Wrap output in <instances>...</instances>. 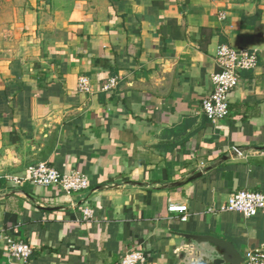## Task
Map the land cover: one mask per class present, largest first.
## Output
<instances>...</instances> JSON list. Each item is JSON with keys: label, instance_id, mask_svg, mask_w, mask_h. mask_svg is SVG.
I'll return each mask as SVG.
<instances>
[{"label": "crops", "instance_id": "1", "mask_svg": "<svg viewBox=\"0 0 264 264\" xmlns=\"http://www.w3.org/2000/svg\"><path fill=\"white\" fill-rule=\"evenodd\" d=\"M6 20L0 264H121L131 250L144 264H182L177 233L225 239L243 258L264 246V212L219 210L238 190L264 193V0H14ZM220 45L258 63L213 124L201 103ZM41 162L89 187L67 195L14 180ZM8 238L32 247L27 262L8 255Z\"/></svg>", "mask_w": 264, "mask_h": 264}, {"label": "built area", "instance_id": "2", "mask_svg": "<svg viewBox=\"0 0 264 264\" xmlns=\"http://www.w3.org/2000/svg\"><path fill=\"white\" fill-rule=\"evenodd\" d=\"M215 61L217 71L211 75L213 89L201 103L205 117L213 124L228 116L229 93L239 84L242 72L250 71L257 66L258 57L245 48L220 45L216 52ZM115 85L116 80L110 79L105 89L109 90ZM77 89L83 93L90 91L86 78L79 79ZM231 150L236 156H244L243 151L237 147H233ZM14 180L20 185L30 182L40 187H54L67 195L84 191L89 187V179L85 174L79 171L60 173L44 162L29 166L23 178ZM167 210L170 213L182 214L181 221L187 220L185 214L187 207L185 205L170 204ZM219 210L236 212L244 218L254 217L257 213L264 212V193L246 189L238 190L229 195ZM209 211L211 212L212 209ZM81 212L84 219L92 216V211L88 207L82 209ZM6 251L9 256L21 262H27L33 253L29 244L15 238L6 240ZM145 261L146 256L143 251L131 250L125 253L121 264H144ZM243 264H264V246L246 251Z\"/></svg>", "mask_w": 264, "mask_h": 264}, {"label": "water", "instance_id": "3", "mask_svg": "<svg viewBox=\"0 0 264 264\" xmlns=\"http://www.w3.org/2000/svg\"><path fill=\"white\" fill-rule=\"evenodd\" d=\"M200 176V174H197ZM196 177H190L193 180ZM179 183H173L177 186ZM177 240H180L184 249L179 257L182 264H198L200 259L210 255L213 259H207L208 264H243L244 258L237 251L234 245L225 239L215 237L213 235H198L192 233H177ZM201 263V262H200Z\"/></svg>", "mask_w": 264, "mask_h": 264}, {"label": "rangeland", "instance_id": "4", "mask_svg": "<svg viewBox=\"0 0 264 264\" xmlns=\"http://www.w3.org/2000/svg\"><path fill=\"white\" fill-rule=\"evenodd\" d=\"M231 2L233 1H240V0H229ZM12 2L14 0H0V23L7 21V17H9V14H11V7ZM4 19V20H3Z\"/></svg>", "mask_w": 264, "mask_h": 264}]
</instances>
